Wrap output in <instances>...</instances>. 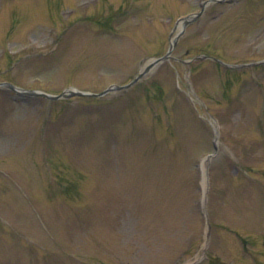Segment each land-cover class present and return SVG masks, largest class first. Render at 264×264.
Here are the masks:
<instances>
[{
  "label": "rangeland",
  "instance_id": "rangeland-1",
  "mask_svg": "<svg viewBox=\"0 0 264 264\" xmlns=\"http://www.w3.org/2000/svg\"><path fill=\"white\" fill-rule=\"evenodd\" d=\"M206 1L0 0V82L53 94L128 83L202 9L128 89L0 87V264H264V0Z\"/></svg>",
  "mask_w": 264,
  "mask_h": 264
},
{
  "label": "water",
  "instance_id": "water-1",
  "mask_svg": "<svg viewBox=\"0 0 264 264\" xmlns=\"http://www.w3.org/2000/svg\"><path fill=\"white\" fill-rule=\"evenodd\" d=\"M175 44V39L170 47V49H172V47L174 46ZM138 79L135 78L131 83H129L128 85H125V86H119V85H112L110 86L108 89H106L105 91H103L101 94H104L106 92H108L109 90H115V89H123V88H126V87H129L131 84H133L136 80ZM34 93H39V92H34ZM78 94H83L82 92H77ZM42 95L44 96H47V97H50V98H58V97H61V95H57V96H54V95H49V94H46V93H41ZM63 95H65V93H63Z\"/></svg>",
  "mask_w": 264,
  "mask_h": 264
}]
</instances>
